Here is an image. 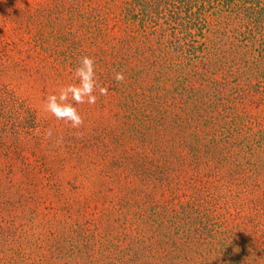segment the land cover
<instances>
[{"label":"trees","instance_id":"trees-1","mask_svg":"<svg viewBox=\"0 0 264 264\" xmlns=\"http://www.w3.org/2000/svg\"><path fill=\"white\" fill-rule=\"evenodd\" d=\"M110 1L90 18L74 2L69 19L78 17L82 32L88 26L86 36L65 32L63 68L47 73L51 82L66 85L82 56L94 59L98 83L108 92L94 105H74L84 120L79 130L38 120L14 90L0 88V213L19 211L7 221L13 231L0 244L2 258L26 256L27 246L17 242L27 231L13 220L45 218L50 212L42 197L52 195L54 214L76 215L77 221L61 235L45 223L32 232L40 264H264V251L248 244L246 228L230 222L231 213L201 187L220 183L229 197L223 205L247 197L253 208H264V196L252 195L259 187L252 162L258 147L247 136L237 141L239 115L205 86L243 78L239 103L264 102V0ZM110 14L126 25V38L111 37ZM137 37L143 45L132 48ZM83 39L97 50L88 51ZM116 72L124 74L123 83L114 79ZM44 129L39 153L30 158L18 137ZM68 179L73 190L64 187ZM84 183L82 190L101 205L94 218L86 219L84 203L71 210L64 201ZM181 186L194 189L192 196L179 200ZM159 192L168 197L156 198ZM245 203H238L240 210ZM262 218L247 223L264 230ZM100 224L101 236L92 230Z\"/></svg>","mask_w":264,"mask_h":264},{"label":"rangeland","instance_id":"rangeland-1","mask_svg":"<svg viewBox=\"0 0 264 264\" xmlns=\"http://www.w3.org/2000/svg\"><path fill=\"white\" fill-rule=\"evenodd\" d=\"M74 2L82 5L84 14L88 18L97 13L95 9L104 12L106 11L107 5L111 4L110 0H0V88L10 87L14 90L15 95L23 100L30 109L35 112L38 120H46L45 122L47 123L51 122V126L58 127L59 129L64 128L66 123L58 121L54 117L46 114L42 110V105L49 94L62 86L60 82H51L47 75L58 72V69L60 70L63 68L61 61L63 60L62 45L65 32L69 30H71L72 33L78 31L75 35L78 36V34H80V36L83 37L86 36L83 35V33L88 30V26H85L83 32L80 31L81 28L78 17L72 16V19H69L71 14L67 11ZM76 9H79V7ZM107 17L108 31H112L111 37L116 36L119 40L126 38L128 30L126 29L125 32L123 31V27L126 25L122 24L119 26L118 23H115L112 14ZM85 21H88V19H85ZM103 28H105V26H103ZM111 37L107 35L103 38L109 39ZM69 38L72 39V36L70 35ZM140 39V37H137L135 40L130 41L131 47L143 45ZM83 40L88 51L94 53L97 50L94 45L90 44V39ZM110 42H112V40H110ZM109 43H107L106 46H108ZM116 44H118V42H116ZM105 58L109 60L108 56H105ZM66 65L68 68H71L67 63ZM231 79L232 78L228 76L224 80L219 79L223 82H218L215 85L216 89L205 82L206 90L207 92L216 94L219 98H224L225 100H223V102L225 104H228V102H226V100H228L234 113L239 115L238 129L233 131L237 141L239 142L247 136L249 141L254 143L252 148L255 149L256 146L258 147L257 150L259 152H255L252 162L255 163V167L257 168L256 181L259 187L255 189L252 195L254 197H263L264 142L260 134H264V102L256 100L255 102L246 101L240 104L239 84L243 83L244 79L240 78L242 80L238 83L231 82ZM49 128L50 127L47 129ZM35 132L37 133L36 136L38 135L37 137L26 133H22L21 136L18 137L20 144H22L20 145L21 148H24V151L30 158L37 157L39 148L36 141L37 138L41 137L42 132H45V129L40 132L36 130ZM39 147L41 148V144ZM42 147L45 148V144H43ZM86 183L91 185L93 181H87ZM86 183L80 184V187L75 189V193L66 194L64 201L73 205L71 210L77 207L75 202L80 201L84 203V205L87 206L85 209V217L89 219L96 217L101 210V205L96 199L92 198L90 195L88 196L86 190H82L85 188ZM74 186L73 179H68L64 182V187L66 189L73 190ZM201 187L204 189L205 196L208 192L213 194L215 199L220 202L222 206L221 210H224L223 212L228 211V213H231L230 222L232 220L240 222L239 224L246 228L247 231H245L244 234L249 233V239L247 240L248 244L253 245L257 249L262 248L264 251V230L249 222V224L247 223L249 218L262 221L264 208L259 204L254 208L253 204L248 203V205L247 197H242V200L234 197L232 199L233 203H229V206H226L223 205V202L225 201L224 199L229 197H225L224 191L217 188L220 187V183H201ZM179 189L177 194L179 200L189 198V195L192 196V192L194 191V189L190 190L186 186H181ZM167 194L166 192H159L156 194V198H167ZM51 196L52 195L42 197L47 206L46 211L50 212L47 216H43L45 218L38 216V218L28 220L29 216L26 214L25 216L22 215L13 220V223L18 228L27 231L22 240L17 242V246H27L25 249L26 258L19 257L15 262H8V258H2V253L0 252V264H40L37 260L38 257H36L37 252L33 244L32 232L35 234L39 233L44 223L45 226L47 224L50 226V231L52 230L55 234L60 235L65 233L69 226H75V222L77 221L75 219L76 215H72L69 219L66 213L54 214L57 205L55 197ZM244 201L246 202L244 204L245 208L240 210L238 203ZM226 207H229L228 210ZM17 212L19 211L10 212L9 210H4V212L0 213V225L5 228L4 234L0 233V244L5 242L6 231H8L9 234L13 231V229L9 228L7 221L11 220L12 215H15ZM83 221L85 220H79V222ZM91 228H93V226H91ZM92 230L100 236L104 234V227L101 224L99 226L94 225ZM240 236L241 234L239 237ZM237 241L240 242L241 240ZM10 256H13V254L11 253ZM13 257H17V255Z\"/></svg>","mask_w":264,"mask_h":264},{"label":"clouds","instance_id":"clouds-1","mask_svg":"<svg viewBox=\"0 0 264 264\" xmlns=\"http://www.w3.org/2000/svg\"><path fill=\"white\" fill-rule=\"evenodd\" d=\"M114 79L123 83L125 76L121 72L114 74ZM108 89L101 86L97 80L95 61L90 56H82L73 72V82L60 86L49 94L42 105V110L58 121L65 122L72 129L79 130L84 125V120L74 105H94L100 96L107 95ZM52 138V131L45 133V139ZM63 138L56 139L57 145Z\"/></svg>","mask_w":264,"mask_h":264}]
</instances>
